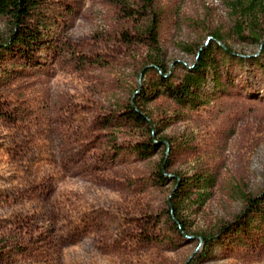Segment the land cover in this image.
<instances>
[{
	"label": "rangeland",
	"instance_id": "374dc122",
	"mask_svg": "<svg viewBox=\"0 0 264 264\" xmlns=\"http://www.w3.org/2000/svg\"><path fill=\"white\" fill-rule=\"evenodd\" d=\"M127 1L140 11L141 0ZM229 1L156 0L154 51L120 0H58L70 12L41 65L7 79L3 70L25 63H0V264H264L259 234L236 243L219 231L242 196L264 191V39L233 35ZM216 31L230 53L216 50L221 87L210 73V104L190 111L163 94L143 107L146 123L130 120L158 66L178 83L194 61L182 47L194 52ZM152 139L156 154L139 157L133 147ZM201 171L216 185L202 209L182 214L181 230L173 177Z\"/></svg>",
	"mask_w": 264,
	"mask_h": 264
},
{
	"label": "trees",
	"instance_id": "16d2710c",
	"mask_svg": "<svg viewBox=\"0 0 264 264\" xmlns=\"http://www.w3.org/2000/svg\"><path fill=\"white\" fill-rule=\"evenodd\" d=\"M122 10L129 18L141 19L146 27L153 50L159 46V13H157L156 0H141L140 11H131L127 0H120ZM233 18L232 33L242 42L252 45H261L264 39L262 19L264 17V0H233L226 3ZM70 12L61 6L58 0H0V17L6 20L7 30L0 35V63L5 64L11 58H18L23 65L13 66L12 70L5 69L2 75L5 78L13 76V72L23 73L28 67L41 65L40 60L48 54L57 31L61 29L60 22L64 13ZM211 41L198 46L191 51L190 47H182L186 53L194 55L192 66L176 84L166 77L168 71L162 66L163 74L159 81L150 90H142L138 98L140 103L132 105L128 113L129 119L142 125L146 123L143 107L160 95H167L181 108L190 111L208 106L211 99L204 93L210 73L214 91L220 89V59L215 56L216 50L227 57L230 53L224 44V36L216 31L211 32ZM159 63V60H156ZM1 68V67H0ZM2 69H0V72ZM258 90L252 85V92ZM152 139L149 144H136L134 152L143 159L151 158L158 151V142ZM164 168V167H163ZM164 178L163 172L159 173ZM172 199L170 202V217L181 230L186 229V220L182 219L184 212L193 209H202L211 198L217 179L207 171L195 172L191 175H175ZM244 207L235 221L228 226L219 228L223 235H232L236 243H243L244 239L253 234H259L258 240L264 244V191L252 197L242 196ZM217 236H203L205 247L211 250L213 241ZM205 254L209 255L210 252Z\"/></svg>",
	"mask_w": 264,
	"mask_h": 264
}]
</instances>
